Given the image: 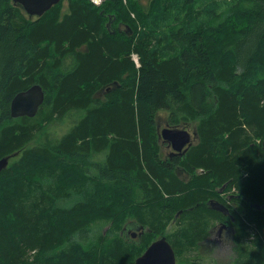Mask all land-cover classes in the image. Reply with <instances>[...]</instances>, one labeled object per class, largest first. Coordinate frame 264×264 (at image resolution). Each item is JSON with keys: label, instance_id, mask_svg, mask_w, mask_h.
<instances>
[{"label": "trees", "instance_id": "trees-1", "mask_svg": "<svg viewBox=\"0 0 264 264\" xmlns=\"http://www.w3.org/2000/svg\"><path fill=\"white\" fill-rule=\"evenodd\" d=\"M61 1L28 18L0 0V157L17 152L0 171V264H134L161 234L178 264H204L206 196L226 183L264 203V0ZM109 14L132 33H111ZM34 83L36 115L11 117ZM70 111L67 132L31 145ZM160 115L194 126L183 155L162 154ZM245 215L238 258L209 264H264V209ZM129 219L139 242L121 234Z\"/></svg>", "mask_w": 264, "mask_h": 264}, {"label": "flooded vegetation", "instance_id": "flooded-vegetation-1", "mask_svg": "<svg viewBox=\"0 0 264 264\" xmlns=\"http://www.w3.org/2000/svg\"><path fill=\"white\" fill-rule=\"evenodd\" d=\"M140 1H141V4L144 5L142 0ZM24 14L28 17V15L25 12ZM109 15L107 16V21L105 23L106 27H107V22L109 20ZM110 26H111L112 31L110 30L109 31L111 33L124 32L125 34H128V35L132 33V29L129 25H127V22H125V20L122 18L117 19L115 15L110 23ZM112 26H114L115 28L113 29ZM97 94L98 96L104 95L103 91L101 92L99 91ZM158 124L159 123L157 122V127L159 129L163 127V126L159 127ZM165 125H167L166 122L164 123V126ZM185 127L189 131L194 130V126L192 124L185 125ZM190 127H192V129H190ZM196 139H197V133L193 137H191V140H190L191 144L195 143ZM159 142H160L162 149L164 150L163 152L166 158L172 159L174 156H181L185 153V152L184 153L175 152L171 148V145L167 141L163 140L162 138H159ZM175 169H177L178 174L181 175V177H183V173L180 172L178 167H176ZM197 172H201V169H197ZM225 186H226V183L222 184L221 186L215 187L214 192L206 196V201H205L204 206L210 209L211 211H213L214 213L207 215L208 220L206 223V228L203 231L204 235L198 240V246H197V250L198 249L206 250V248H209V249H213L214 252L218 251L219 253H221V251H224L225 253L229 254L228 255L229 258L227 260L219 259L218 258L219 256L217 257L212 256V257H215V258H212V260H216L217 262H230L234 258L236 257L238 258L239 250H238L237 245H240V242H242V239H243V236L241 237V234L238 231V221L242 219V216L245 215L247 206L256 207V205H258V207H256L257 209H260V208L264 209V203L259 205L258 203H253L251 201H248L244 197H240L239 194L225 190ZM214 205L219 206L220 208L223 206L226 208V211L215 209L213 207ZM179 212L177 213L178 219L180 217ZM144 231H145V228L143 227L141 228V224H139V222L135 221L134 219H129L124 224L121 234H123L125 238H127L128 240L139 242ZM161 235H164V234H161ZM159 236H157L155 239H157Z\"/></svg>", "mask_w": 264, "mask_h": 264}, {"label": "water", "instance_id": "water-1", "mask_svg": "<svg viewBox=\"0 0 264 264\" xmlns=\"http://www.w3.org/2000/svg\"><path fill=\"white\" fill-rule=\"evenodd\" d=\"M14 5L23 10L29 18L40 17L44 12L57 4L60 0H11ZM114 15L109 16L107 27L112 31L110 23ZM44 101V91L40 84L34 83L27 88L16 92L10 100V116L13 118L21 116L33 117L38 112ZM158 137L167 141L171 148L177 153H184L191 145V137L196 130H187L185 125L169 126L168 124L157 129ZM264 149V138L262 139ZM17 152L0 157V171L7 167L11 157ZM215 209L226 211L225 207L213 206ZM258 207V205H256ZM142 228V225H141ZM134 264H176V255L173 247L165 235H160L152 241L146 249L136 257Z\"/></svg>", "mask_w": 264, "mask_h": 264}, {"label": "rangeland", "instance_id": "rangeland-1", "mask_svg": "<svg viewBox=\"0 0 264 264\" xmlns=\"http://www.w3.org/2000/svg\"><path fill=\"white\" fill-rule=\"evenodd\" d=\"M148 0H142V2L144 3V5L147 3ZM67 4H68V0H62L61 1V9H62V13H64L67 10ZM135 55V54H134ZM101 92V91H100ZM162 114H164L162 112ZM78 115H76L75 112H69L67 113L64 117L59 118L58 120L53 121V123L49 124L46 126L43 134L39 137H37L33 142H32V146H37L42 142V139L44 138V136L46 135L48 138H54L56 139V137H59L60 135H62L63 133L67 132L71 126L73 125V123L78 119ZM157 122L159 123L158 126L162 127L164 126L165 123V116H159V118L157 119ZM190 129H192V127H190ZM162 154L164 155V150L162 149ZM11 161V160H10ZM108 224L110 223H106L105 221H99L97 224H95L93 226V231L92 234L96 235L100 230H104L105 233L108 231ZM175 226L171 225L170 223L167 225L166 227V231H172L174 230ZM193 253L197 254L199 256V258H201L200 260L204 263V264H209L212 262V256H219V259H228L229 258V254L225 253L224 251H221V253H219L218 251L214 252L213 249H209L206 248V250H195ZM179 262H177L176 264H178Z\"/></svg>", "mask_w": 264, "mask_h": 264}, {"label": "bare ground", "instance_id": "bare-ground-1", "mask_svg": "<svg viewBox=\"0 0 264 264\" xmlns=\"http://www.w3.org/2000/svg\"><path fill=\"white\" fill-rule=\"evenodd\" d=\"M113 1V0H112ZM118 2V1H117ZM112 5H113V3H112ZM138 6V5H137ZM136 9H137V7H136ZM140 9V8H139ZM140 12V11H139ZM133 13V12H132ZM141 13V12H140ZM142 15L141 16H143V13H141ZM147 14V13H146ZM145 14V15H146ZM138 15V14H137ZM126 19V18H125ZM136 19V18H135ZM140 19H142L141 17H140ZM143 20V19H142ZM146 20V19H145ZM152 21V20H151ZM127 22V21H126ZM149 22V21H148ZM129 23V22H128ZM128 23H127V25H128ZM141 23H142V21H141ZM149 24V23H148ZM153 24V23H152ZM131 25V24H130ZM129 25V26H130ZM144 25V24H143ZM142 25V26H143ZM135 28V27H134ZM141 29V28H140ZM158 29V28H157ZM149 30V29H148ZM161 30V29H160ZM142 31V30H141ZM140 32V31H139ZM165 32V31H164ZM163 32V33H164ZM148 33V32H147ZM151 33V32H150ZM149 33V34H150ZM154 33H156V32H154ZM153 33V34H154ZM159 34L161 35V33L159 32ZM163 35V34H162ZM158 35L156 34V37H157ZM211 87V86H210ZM45 143V142H44ZM193 178V177H192ZM192 181H193V179L190 181L191 182V184H192ZM200 181V180H199ZM188 183V182H187ZM188 187V186H187ZM159 190V189H158ZM196 192V191H195ZM187 194V193H186ZM189 195V194H188ZM189 198V197H188ZM191 198V197H190ZM157 205V204H156ZM150 206V205H149ZM166 208V207H165ZM170 208V207H169ZM130 209V208H129ZM141 209V208H140ZM148 209V208H147ZM177 209V208H176ZM181 209V208H180ZM138 211V210H137ZM167 211V210H166ZM131 213V212H130ZM133 213V212H132ZM135 213V212H134ZM129 214V213H128ZM246 216V215H245ZM216 217V216H215ZM251 218V217H250ZM213 222V221H212ZM240 222H241V220H240ZM250 222H252L251 220H250ZM150 223V222H149ZM158 230V229H157ZM152 233V232H151ZM155 232H153V234H154ZM155 235V234H154ZM237 241V240H236ZM140 244V243H139ZM236 244V243H235ZM146 245V244H145ZM148 245V244H147ZM138 247H140V246H138ZM142 248V247H141Z\"/></svg>", "mask_w": 264, "mask_h": 264}]
</instances>
